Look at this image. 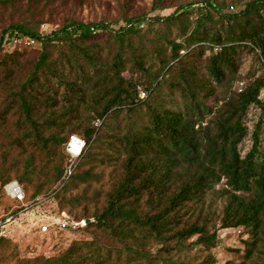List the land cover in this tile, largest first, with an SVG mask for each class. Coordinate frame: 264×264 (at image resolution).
I'll use <instances>...</instances> for the list:
<instances>
[{
  "label": "trees",
  "instance_id": "trees-1",
  "mask_svg": "<svg viewBox=\"0 0 264 264\" xmlns=\"http://www.w3.org/2000/svg\"><path fill=\"white\" fill-rule=\"evenodd\" d=\"M16 1L0 0V8L14 10ZM27 1L36 8L42 0ZM237 1L186 2L166 16L123 17L116 29L68 20L42 33L32 14L1 29L0 155L17 151L0 170L4 195L12 180L27 204L52 187L55 200L60 191L108 184L92 211L90 198L57 205L71 219L87 220L68 231L87 239L15 264H218L212 250L219 233L236 230L244 237L242 250H234L240 258L223 264H264V0H245L240 10ZM165 8L157 0L152 9ZM143 23L174 26L177 37L144 41ZM14 37L40 46L27 66L19 60L26 47L3 52ZM246 51L261 73L232 90ZM250 108L259 116L242 155ZM71 135L85 145L58 188ZM6 198L16 205L8 213L22 211ZM10 240L0 238V250Z\"/></svg>",
  "mask_w": 264,
  "mask_h": 264
},
{
  "label": "rangeland",
  "instance_id": "rangeland-1",
  "mask_svg": "<svg viewBox=\"0 0 264 264\" xmlns=\"http://www.w3.org/2000/svg\"><path fill=\"white\" fill-rule=\"evenodd\" d=\"M191 1L195 0H159V3L166 8L153 10L152 8L157 0H42L38 3L36 8L32 7L27 0H17L14 10L11 7H7L6 9L0 8V31L2 28L7 27L10 22H16L20 18H26L28 14H32L34 22H38L39 30L42 33L55 30L68 22V20H78L83 23L106 22L112 24L113 28L116 29L122 24L123 17L147 16V18H150L155 16H166L174 11L175 6ZM224 1L230 3L233 0ZM244 1L245 0L237 1L239 5L235 7L236 10L241 9ZM195 17L196 13L193 11L190 20L193 21ZM147 26L148 25L143 23V27H140V29L144 28L143 31L139 33L140 36H143L144 41L155 38L158 39L159 35L170 38L177 37L174 26L171 28L162 27L159 24ZM102 38H105V36ZM39 47L38 44L32 47H26L28 50L24 51L22 57L19 59L20 62L24 66H27L29 60L39 52ZM22 49L24 48L14 49L5 45L3 52L10 54L12 52L21 51ZM106 53L107 49L103 54L105 55ZM260 73L261 66L256 57L248 51L242 53L240 56L237 82L233 84L232 90L243 87L244 83L252 79L253 76H258ZM123 76L130 77L131 75L124 72ZM145 98L146 94L144 96V99ZM258 116L259 110L250 108L244 120V124L248 129V136L240 145L242 155L250 148V134L254 130L255 124L258 121ZM11 123L12 117H9L5 125L7 132H9L12 127ZM97 124V122H93V125L96 126ZM260 135L261 139L264 141V124ZM16 153V150L12 151L10 156L8 155L5 160H3L2 155H0V170L5 171L7 168L11 167V164L14 162L13 155ZM78 163L79 158L74 161L75 166ZM64 164L65 167L68 166L69 161L67 158ZM107 172L108 170H106V173ZM105 180H107V178H105ZM102 186L103 188H98L95 185H83L68 193L60 191L55 200L51 199L32 210L19 212L16 220H14L9 228L8 236L11 237L9 241L10 245L0 250V264H15L16 260L20 258H33L37 256L47 258L56 256L63 252L73 240L87 239L88 235L84 232L59 231L54 226L43 231L40 229L39 223L41 219H45L47 216L55 217L58 214L57 205L62 206L76 198H90L88 207L90 211L99 208L102 205V197L96 198L95 202L91 201L94 200L99 192L108 189L107 182H104ZM26 189L27 195H31V188L27 187ZM48 192L50 195L56 192V188L52 187ZM15 206V203H10L0 189V216L15 209ZM242 240H244V237L240 231H224V233L221 231V233H219L220 242L218 246L212 250L213 256L216 258L218 264H223L228 260L234 263L237 262L240 257L234 250H242Z\"/></svg>",
  "mask_w": 264,
  "mask_h": 264
},
{
  "label": "built area",
  "instance_id": "built-area-1",
  "mask_svg": "<svg viewBox=\"0 0 264 264\" xmlns=\"http://www.w3.org/2000/svg\"><path fill=\"white\" fill-rule=\"evenodd\" d=\"M198 7H203V4L196 5ZM233 8L230 7V10ZM140 27H143L141 25ZM5 45H8L12 48H25V47H32L34 45H37L33 40H31L28 37H14L10 39L8 42L5 43ZM145 94L141 93L140 97L144 98ZM84 141L77 135H71L66 143L65 151L69 155V164L66 167L65 174L62 178V180L59 182L60 188L65 181L70 177L72 174L75 164L74 161L77 160L82 153V150L84 148ZM3 190L7 197L10 199L20 203V207H22V211H28L30 208H35L38 206L43 205L45 202H48L49 200L53 199V194H50L46 197H36L34 201L30 204H27L25 202V194L20 186V184L16 180H12L4 185ZM20 212V213H21ZM19 213L15 215H11L10 213L3 214L0 216V238H7L9 237V228L10 225L16 220ZM87 224V220H73L71 219L65 212H58V214L55 217H49L47 216L45 219H41L39 223V227L41 230H47V228L54 226L59 231H74L78 228H83Z\"/></svg>",
  "mask_w": 264,
  "mask_h": 264
}]
</instances>
